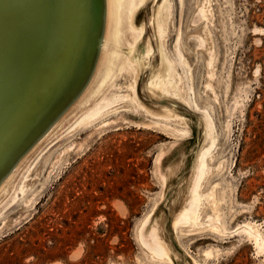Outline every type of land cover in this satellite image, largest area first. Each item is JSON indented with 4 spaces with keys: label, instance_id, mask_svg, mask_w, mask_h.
<instances>
[{
    "label": "rangeland",
    "instance_id": "rangeland-1",
    "mask_svg": "<svg viewBox=\"0 0 264 264\" xmlns=\"http://www.w3.org/2000/svg\"><path fill=\"white\" fill-rule=\"evenodd\" d=\"M170 3L163 45L181 55L183 100L149 91V0L136 14L147 63L137 104L133 79H120L129 100L84 127L71 115L32 157L25 193L0 205V264H264L252 236L264 242V0ZM194 200L199 218L180 222Z\"/></svg>",
    "mask_w": 264,
    "mask_h": 264
},
{
    "label": "bare ground",
    "instance_id": "bare-ground-1",
    "mask_svg": "<svg viewBox=\"0 0 264 264\" xmlns=\"http://www.w3.org/2000/svg\"><path fill=\"white\" fill-rule=\"evenodd\" d=\"M148 1L0 0V205L11 191L25 193L27 164L62 130L71 115L74 126L84 127L107 109L129 100L121 91L120 79L124 83L127 78L133 79L130 86L137 104L136 77L145 71L147 63L139 53L145 27L136 25V14ZM153 1L150 24L159 65L149 91L158 99L168 96L183 100L175 70L181 65V55L176 48L175 63L163 45L171 3ZM150 50L148 40L146 56ZM208 152L206 149L200 155V176L205 172ZM190 206L186 211L192 218L184 211L180 222L197 220V201ZM252 236L258 247L264 248L259 233ZM141 239L147 245L142 235ZM158 251L161 255L165 249L159 246Z\"/></svg>",
    "mask_w": 264,
    "mask_h": 264
}]
</instances>
